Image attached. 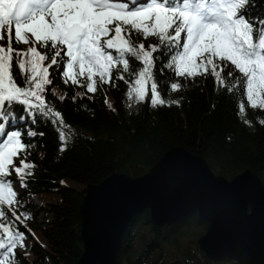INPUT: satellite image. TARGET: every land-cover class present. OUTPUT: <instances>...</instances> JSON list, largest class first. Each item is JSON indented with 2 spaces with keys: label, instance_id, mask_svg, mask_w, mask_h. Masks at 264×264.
Masks as SVG:
<instances>
[{
  "label": "trees",
  "instance_id": "trees-1",
  "mask_svg": "<svg viewBox=\"0 0 264 264\" xmlns=\"http://www.w3.org/2000/svg\"><path fill=\"white\" fill-rule=\"evenodd\" d=\"M247 14L264 18V0H255ZM139 43L148 49L150 44H158V39L150 36L141 38ZM7 44L8 40L3 46ZM31 46L16 43L15 39L12 42L15 50L26 51ZM36 47L41 53L48 51L39 44ZM153 58L157 62L152 77L160 96L166 99L165 104L158 106L147 98L140 103L127 98L126 92L136 78L131 59L124 80L118 79V67L112 69L109 83L93 77L99 94L82 86L87 82L84 78L81 84L64 83L60 72L53 74L50 68L48 79L52 83L43 95L48 107L63 119L66 144L57 134L59 126L50 122L53 117L38 111L30 114L23 106L16 108L17 116L25 119L17 118L7 127L21 130L22 140L28 145L22 155L34 168L24 178L27 186L18 198L22 206L17 207L21 216L17 226L24 235L30 233L32 245L29 251H20L19 247L15 250V264H77L84 251L80 210L87 185L99 183L113 172L142 175L170 148L183 146L204 156L217 174L229 179L252 169L264 180V123H260L264 121V110L250 108L246 97L233 94L235 88L224 73L223 85L210 73L186 79L174 76L170 68L159 71L170 63L169 53H154ZM136 66L142 64L137 62ZM12 75L16 77L15 52ZM170 81L181 83L180 90L170 91ZM16 83L24 86L18 78ZM150 83L145 85L148 97ZM241 104L243 111L238 110ZM28 128L43 135H24ZM13 176L14 173L8 179L14 180ZM34 194L43 196V203L38 206L44 214L42 221H38L37 207L31 201ZM206 228L197 210L170 225L156 224L148 209L140 211L125 232L118 264H169L168 260L183 264H238L205 256L198 239Z\"/></svg>",
  "mask_w": 264,
  "mask_h": 264
},
{
  "label": "snow or ice",
  "instance_id": "snow-or-ice-1",
  "mask_svg": "<svg viewBox=\"0 0 264 264\" xmlns=\"http://www.w3.org/2000/svg\"><path fill=\"white\" fill-rule=\"evenodd\" d=\"M254 3L255 0H0V41L5 35L8 39L7 47L0 45V264H15V250L25 247L24 232L17 226L21 222L17 207L22 206V201L17 199L13 179L8 177L14 172L21 187L26 188L24 178L34 168L27 160L11 167L14 158L28 148L20 129L7 127L17 118L25 119L17 116L16 108L23 106L30 114L38 111L50 115V122L59 126V138L65 144L67 141L60 113L53 112L44 99L46 86L52 83L49 69L53 74L59 71L64 83L81 84L84 78L87 82L82 86L95 92L94 76L101 83H109L112 69L118 67V79L124 80L131 59L136 78L126 92L127 98L137 103L147 98L158 106L166 99L160 96L152 77L157 62L153 54L163 51L170 54V63L159 69L161 73L170 68L174 76L186 79L210 73L221 85L225 83L224 73L235 88L233 94L246 97L250 108L264 110V18L248 16V8ZM13 32L16 43L32 46L26 51L13 49ZM150 36L157 37L158 44L145 49L139 41ZM37 44L48 51L41 53ZM14 52L16 77L12 75ZM137 62L142 67L136 66ZM17 78L24 86L17 85ZM149 81L150 97L145 87ZM168 87L179 91L181 83L170 81ZM238 110L243 111L242 104ZM24 135L43 133L28 128Z\"/></svg>",
  "mask_w": 264,
  "mask_h": 264
},
{
  "label": "water",
  "instance_id": "water-1",
  "mask_svg": "<svg viewBox=\"0 0 264 264\" xmlns=\"http://www.w3.org/2000/svg\"><path fill=\"white\" fill-rule=\"evenodd\" d=\"M148 209L158 225L193 210L207 224L198 239L218 262L264 264V180L252 169L229 179L183 146L167 150L144 174L113 172L89 184L81 204L84 251L77 264H118L125 232Z\"/></svg>",
  "mask_w": 264,
  "mask_h": 264
},
{
  "label": "rangeland",
  "instance_id": "rangeland-1",
  "mask_svg": "<svg viewBox=\"0 0 264 264\" xmlns=\"http://www.w3.org/2000/svg\"><path fill=\"white\" fill-rule=\"evenodd\" d=\"M6 40H8L7 39V35H5V38L2 41H0V45H4L5 42H6ZM13 40H14V36H13ZM95 88H96L97 93L99 94L100 93V88L99 87H96V85H95ZM21 160H22L21 155L19 157L14 158L15 163L11 167L19 166L20 165L19 162ZM13 188H14V190L17 191V195H18L19 190H18V186L16 185V183H13ZM34 202H35L34 204L37 207L36 208V211L38 212L37 213L38 214L37 219H38V221H42L43 218H44V214H43V212H40V210H39L40 208H38V206H41V204L43 203V196H40V195L37 194L36 197H34ZM28 235H29V233H27V235L25 236V240L23 242L25 244V247H28V245L30 244L29 243V240H28V238H29ZM25 247H23L21 249H25ZM168 262H169V264H183L182 262L177 261V260H173V261L168 260Z\"/></svg>",
  "mask_w": 264,
  "mask_h": 264
}]
</instances>
